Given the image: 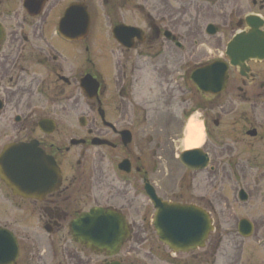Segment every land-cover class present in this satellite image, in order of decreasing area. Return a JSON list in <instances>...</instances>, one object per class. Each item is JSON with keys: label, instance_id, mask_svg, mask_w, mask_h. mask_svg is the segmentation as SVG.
<instances>
[{"label": "flooded vegetation", "instance_id": "obj_1", "mask_svg": "<svg viewBox=\"0 0 264 264\" xmlns=\"http://www.w3.org/2000/svg\"><path fill=\"white\" fill-rule=\"evenodd\" d=\"M191 1L193 0H177L182 5H190ZM95 2L101 8L113 5L112 0H0V158L8 148L27 146L35 151L44 152L55 162L60 172L54 189L40 193L34 198L16 195L0 177L2 198L18 204V212L25 215L27 220L29 217L31 221L23 224L27 226L25 229H30L33 234L27 236L32 243L28 247L24 245L25 235L7 224H0V229L9 231L17 239L19 255L16 264H56L57 242L60 244L63 257L66 258V261L60 264H74V258L78 259L79 264H90L91 255L103 258V262L100 261L99 264L116 262L123 264L117 257L131 240L130 226H135L129 222L126 214L129 206L95 204L86 209L90 196L74 190L75 179L69 180L65 177V170L70 168L69 165L73 167L71 153L76 148L83 150L84 158L87 153L97 150L95 154L99 156L97 160L100 167H112L115 173L117 170L123 179L121 181L117 178L120 186L137 188V177L145 175L143 177L145 199L148 208L150 206L155 214L154 204L145 190L148 184L156 190L148 179V175H153L154 172V160L150 164L146 162L145 157L149 153L145 154L139 144L136 120V114L139 112L130 97L132 85L126 83L125 78L116 80L117 85H114V81L107 82L101 73L97 74L91 70L89 37L93 19L91 4ZM201 3L203 5V2ZM132 4L133 0H120V3L113 6L120 8ZM251 5L258 9V12L249 13L238 20L239 29L233 33L228 45L238 35L249 36L255 33L248 23L251 19H260L263 24L261 32L264 34V0H251ZM72 6L87 9L88 25L83 15H69L66 32H63L62 22ZM135 7H138L137 3ZM75 20L78 21V25H75ZM145 22L146 28L130 26L141 30L131 40L128 39L131 47L124 46L113 37V29L122 23L112 26L111 37L117 44L120 54L127 56L131 52L139 51L150 54L156 51L154 50L156 48H161L163 52L170 42L180 47L177 37L172 32L163 30L152 14L147 15ZM214 28L218 31V27ZM161 52L158 57L163 58ZM224 52L225 57L218 60L226 62L229 68L226 87L221 93H204L194 84L192 74L189 79L183 76L185 83H191L190 92L195 91L200 99L207 97L215 103L221 99L220 102L233 105L238 102L250 104L251 110L248 112L238 117L232 114L235 119L233 124L243 126L241 133L236 131L234 134L231 129L222 134L219 131L221 118L214 121L211 129L206 120V147L201 148L209 158V165L201 172L208 169L216 172L218 168L224 171L228 183L234 189L236 203L241 207H247L254 198L264 203V59H248L238 66H233L226 51ZM203 66L205 65L198 68ZM176 75L174 74L171 83H175L174 89H180L182 83L175 81ZM87 77H92L98 83L95 94L93 91L91 95V91L85 88L90 87V80L85 84ZM168 78L166 83L169 88ZM112 87L117 93L114 97ZM182 89L185 92L184 87ZM232 89L235 92L232 93ZM115 97L121 101L117 99L113 101ZM141 112L147 120L148 111ZM63 119L65 123L62 122ZM135 149L139 151L137 153L139 156L134 155ZM121 152H124V156L117 161L116 158ZM18 156L20 152L12 150L7 158L16 160ZM80 162L81 160H76L75 164L80 165ZM149 167L152 169H148ZM145 168L148 171H145ZM156 193L162 198L157 190ZM136 195L134 194V197ZM215 203L216 200H208L207 204L201 201L197 205L186 204L200 206L207 211L214 228L202 250L197 249L205 254L192 255V262L218 263V257L221 255L219 252L223 251L226 239L238 245V251H241L243 243L251 240L264 251V225L259 226L252 219L242 218L237 221V226L224 228L223 226H228V223L220 224L215 219L218 214ZM94 208L112 210L125 219L129 237L115 256L92 251L75 238L72 229V226H75L74 221ZM144 223L143 226L146 225ZM231 258L234 263H239L242 255L234 254ZM189 263L190 260L183 264Z\"/></svg>", "mask_w": 264, "mask_h": 264}, {"label": "rangeland", "instance_id": "obj_2", "mask_svg": "<svg viewBox=\"0 0 264 264\" xmlns=\"http://www.w3.org/2000/svg\"><path fill=\"white\" fill-rule=\"evenodd\" d=\"M115 3H120V0H112V4ZM135 3L138 7H135ZM113 5L101 8L97 2L91 4L93 15L89 37L91 70L97 74L101 73L107 82L114 81V85H117L116 80L120 78H125L126 83L132 85L130 97L139 112L136 114L137 136L143 152L149 153L145 157L146 162L150 164L154 160V172L153 175H148V179L154 184L158 194L165 200L180 204L197 205L200 201L207 204L208 200H216L218 214L215 219L220 224L228 223V226H223L224 228L237 226V221L242 218L252 219L259 226L264 225V203L254 198L247 207L238 205L234 189L228 183L224 171L219 168L216 172L209 169L203 172L187 171L179 161L180 154L186 150L188 127L186 124L191 119L202 128L204 134V143L200 147L202 149L206 147V120L211 129L214 121L221 118L219 131L222 134L231 129L234 134L236 131L241 133L243 126L233 124L235 119L232 114L238 117L248 112L251 110L250 104L238 102L233 105L220 102L221 99L217 103L207 97L200 99L195 91L190 92L191 83H185L184 76L189 79L199 66L224 58V51L233 33L239 29L238 20L249 13H257L258 9H254L251 0H193L190 5H182L177 0H133L131 6L119 8ZM149 13L163 30H168L177 37L180 47L170 42L163 52L161 48H156L154 49L156 51L150 54L139 51L123 56L112 40V26L122 23L146 28L145 21ZM211 24L218 27V31L213 35L207 31ZM159 52L162 53L161 56L164 55L163 58L158 57ZM156 66L159 67L155 68ZM179 72L184 76L182 77ZM174 74H177L175 81L182 83L185 92L182 88L174 89L175 83H171ZM166 76L170 80L169 88ZM238 85L243 87L240 83ZM231 91L235 92L233 89ZM113 92L114 97L117 94L115 88ZM115 99L117 98H113V101ZM119 99L117 100L121 101ZM142 110L148 111L147 120L144 119ZM62 122L65 123V119ZM82 151L76 148L71 153L73 167L69 165L70 168L65 170V177L69 180L75 179L74 190L90 196L86 209L95 204L129 206L126 214L129 222L135 226H130L131 240L122 249L117 260L123 264H183L190 260L189 264H195L191 256L205 254L202 249L192 253L176 254L159 241L152 225L153 210L150 206L148 208L143 191L145 175L137 177V188L120 186L117 178L121 176L117 170L115 173L112 167H100L97 160L99 156L95 154L97 150L87 153L90 157L85 158ZM138 152L135 149L133 153L139 156ZM123 153L119 154L117 161L122 159ZM76 160H81L80 165L75 164ZM148 169L145 168V171ZM120 180L123 181L121 178ZM132 180L134 181V178ZM134 194L137 195L134 197ZM18 207L14 201L8 202L0 194V224H7L25 235L24 245L28 247L32 243L27 236L33 234L30 229L26 230L27 226L23 224L31 221L29 217L27 220L25 215L18 212ZM143 223L146 225L143 226ZM223 245V251L219 252L221 255L216 264H264L263 248L254 240L243 243L241 251H238L239 246L233 244L230 239H226ZM56 246L58 252L55 263H64L66 258L61 253L60 244L57 242ZM234 254L242 255L239 263L233 262L231 257ZM91 256L90 264L103 262L102 257ZM74 264H79L77 258H74Z\"/></svg>", "mask_w": 264, "mask_h": 264}, {"label": "water", "instance_id": "obj_3", "mask_svg": "<svg viewBox=\"0 0 264 264\" xmlns=\"http://www.w3.org/2000/svg\"><path fill=\"white\" fill-rule=\"evenodd\" d=\"M73 14L83 15L88 25L87 9L72 6L62 22L63 32H66L68 16ZM248 23L255 33L249 36L238 35L227 47L226 55L233 66H238L248 59H264V34L261 32L263 24L259 18L251 19ZM75 25H78L77 20H75ZM140 31V29L122 24L113 29V37L124 46L131 47L128 39L131 40ZM215 31L212 25L208 28L209 34L213 35ZM228 68L226 62L216 61L197 68L192 74V80L204 93L218 94L225 90ZM89 80L90 87L88 89L85 86V88L90 90L92 95L93 91L94 94L97 91L98 83L92 77H87L85 84ZM12 150L20 152L16 160L7 158ZM179 161L182 166L191 171H199L209 165L208 155L201 149L184 151ZM58 171L55 162L44 152L35 151L27 146L8 148L0 158L1 179L16 195L25 198L38 197L40 193L52 191L54 184L59 180L60 172ZM145 190L154 204L153 226L161 243L176 254L192 253L204 247L214 230L212 219L207 211L200 206L165 201L158 197L156 190L150 184L146 185ZM241 224L249 226L246 223ZM74 225L72 229L77 241L85 244L92 251L107 253L109 256L117 255L129 237L124 217L117 212L103 208H94L89 213L81 215L74 221ZM18 255L17 239L9 231L0 229V264H16Z\"/></svg>", "mask_w": 264, "mask_h": 264}, {"label": "bare ground", "instance_id": "obj_4", "mask_svg": "<svg viewBox=\"0 0 264 264\" xmlns=\"http://www.w3.org/2000/svg\"><path fill=\"white\" fill-rule=\"evenodd\" d=\"M186 125L188 127L186 129L185 151L201 149L200 147L204 143V134L200 124L191 119Z\"/></svg>", "mask_w": 264, "mask_h": 264}]
</instances>
